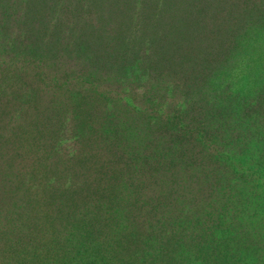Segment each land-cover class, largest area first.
I'll return each mask as SVG.
<instances>
[{"label":"trees","instance_id":"trees-1","mask_svg":"<svg viewBox=\"0 0 264 264\" xmlns=\"http://www.w3.org/2000/svg\"><path fill=\"white\" fill-rule=\"evenodd\" d=\"M242 8L252 46L264 9ZM48 11L0 0V264H264V65L231 93L238 27L179 15L152 49L159 98L134 108L102 91L126 80L119 10Z\"/></svg>","mask_w":264,"mask_h":264},{"label":"rangeland","instance_id":"rangeland-1","mask_svg":"<svg viewBox=\"0 0 264 264\" xmlns=\"http://www.w3.org/2000/svg\"><path fill=\"white\" fill-rule=\"evenodd\" d=\"M34 6L39 11L43 5H47L49 13H52L51 18L56 17V11L64 4L65 6H75L76 9H83L90 5V3L96 2V0H33ZM109 8H115L119 10V34L120 39L124 41V47H121L118 62L127 71L126 80L121 84L110 86L105 84L102 91L108 99L113 97L120 98L124 103H127L130 107L137 108L142 104H148L146 100L150 98H159V94L151 88L150 84L153 79H156L152 74V68L155 67L156 55L152 53V49L156 42L159 49H164L166 45L171 46L174 44V36L180 32V26L183 22L178 20V16L182 15L183 20L187 21L192 16H198V20L202 18L203 23L212 24L216 27L218 21L222 19L223 28L231 25H236L239 34L235 39L238 45L234 46L232 50L236 48V55L240 58L237 59L235 64H229L226 73L230 75L232 80L231 93L239 94L241 96L246 95L247 85L246 82L253 84L252 80L258 71V68L264 65V27L260 30L252 32L251 37H256L254 45L243 46V18L241 15L243 0H220V4L210 9L208 15L205 8L207 5L204 2L194 1L189 7L186 0H99ZM109 3H108V2ZM223 1V2H222ZM225 1V2H224ZM185 4L184 8L182 6ZM258 9L263 11L264 3L257 0ZM221 6V7H220ZM182 8V9H181ZM92 10H96L92 7ZM76 12L70 16L59 26L58 37L65 35L66 42L64 44V50L67 45L74 43L76 35L78 34V24L81 20H76ZM57 17L53 22L50 20V26L53 28ZM81 19V18H80ZM233 19L234 23L229 24V20ZM94 22V21H92ZM201 22V20H200ZM42 31H40L41 34ZM148 36L146 39L150 41L143 48L144 44L143 34ZM215 34L219 36L220 32L215 30ZM225 38L234 41L232 34L225 33ZM249 36V37H250ZM153 38V39H152ZM252 43V44H253ZM68 48V50L70 49ZM243 50L248 54L250 58L243 59ZM166 53V52H165ZM163 55H166V54ZM162 55V56H163ZM162 59H166L165 57ZM249 75L247 76L246 74ZM118 90V91H117ZM219 96L221 89L217 88V84L212 83L208 93ZM168 98L171 96V92L167 94ZM169 101V100H168ZM155 105V104H154ZM156 106V105H155ZM181 108V105H179ZM175 107V109L179 108ZM167 107L164 106L165 110ZM181 109H184L182 106Z\"/></svg>","mask_w":264,"mask_h":264}]
</instances>
